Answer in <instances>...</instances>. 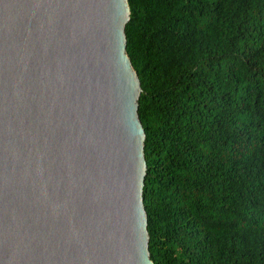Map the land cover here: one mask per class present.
Segmentation results:
<instances>
[{"label":"water","instance_id":"1","mask_svg":"<svg viewBox=\"0 0 264 264\" xmlns=\"http://www.w3.org/2000/svg\"><path fill=\"white\" fill-rule=\"evenodd\" d=\"M127 0H0V264H154Z\"/></svg>","mask_w":264,"mask_h":264},{"label":"trees","instance_id":"2","mask_svg":"<svg viewBox=\"0 0 264 264\" xmlns=\"http://www.w3.org/2000/svg\"><path fill=\"white\" fill-rule=\"evenodd\" d=\"M154 264H264V0H127Z\"/></svg>","mask_w":264,"mask_h":264}]
</instances>
